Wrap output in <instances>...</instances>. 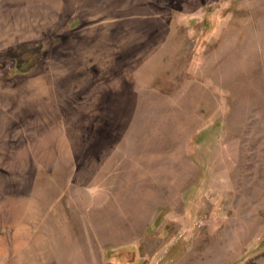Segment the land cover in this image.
<instances>
[{
	"label": "rangeland",
	"instance_id": "1",
	"mask_svg": "<svg viewBox=\"0 0 264 264\" xmlns=\"http://www.w3.org/2000/svg\"><path fill=\"white\" fill-rule=\"evenodd\" d=\"M0 264H264V0H0Z\"/></svg>",
	"mask_w": 264,
	"mask_h": 264
}]
</instances>
